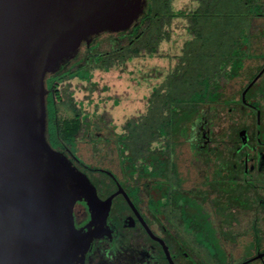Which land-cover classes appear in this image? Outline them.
Here are the masks:
<instances>
[{
  "label": "trees",
  "instance_id": "1",
  "mask_svg": "<svg viewBox=\"0 0 264 264\" xmlns=\"http://www.w3.org/2000/svg\"><path fill=\"white\" fill-rule=\"evenodd\" d=\"M145 1L142 14L128 30L94 37L45 79L47 140L53 145L49 144L68 153L73 165L88 175L99 168L116 172L139 199L148 177L153 178L154 187L162 188L158 184L162 170L170 165L177 172L186 164L181 158L193 122L202 113L211 115L210 105L234 98L246 80L249 62L264 52V23H257L258 18L264 20V0H189L181 9L173 7L174 0ZM176 29L185 37L170 72L163 75L157 65L148 69L150 61L165 56L164 43L181 38ZM94 73L102 77L115 74L119 82L112 86L137 89L142 101L148 95L146 115L135 114L137 108H126L129 103L118 91L105 100L100 95L93 99L88 93L82 100L76 99L83 86L97 88L99 83L92 82ZM150 77H160L161 84L150 83ZM101 89L108 90L106 86ZM65 103L73 116L61 119L58 108ZM115 107L123 108L124 113L116 117ZM150 113L157 117L148 121ZM185 192L177 191V205L193 215L196 202ZM202 237L217 246L218 238ZM222 254L215 247L214 256ZM181 257L188 264H204L194 252L184 250Z\"/></svg>",
  "mask_w": 264,
  "mask_h": 264
},
{
  "label": "water",
  "instance_id": "2",
  "mask_svg": "<svg viewBox=\"0 0 264 264\" xmlns=\"http://www.w3.org/2000/svg\"><path fill=\"white\" fill-rule=\"evenodd\" d=\"M145 4L0 0V264H82L93 240L110 234L118 193L101 200L50 146L45 79L94 37L128 30ZM79 206L88 211L82 222Z\"/></svg>",
  "mask_w": 264,
  "mask_h": 264
},
{
  "label": "flooded vegetation",
  "instance_id": "3",
  "mask_svg": "<svg viewBox=\"0 0 264 264\" xmlns=\"http://www.w3.org/2000/svg\"><path fill=\"white\" fill-rule=\"evenodd\" d=\"M263 75L264 62L254 83L237 89L234 98L210 105L211 115L202 113L193 122L181 158L186 164L179 174L170 165L162 170L158 184L163 189L148 177L142 199L116 172H93L92 177L110 180L106 193L74 165L101 200L118 193L106 221L110 234L93 240L82 264H169L164 247L173 264H188L181 257L184 250L208 259L216 246L198 243V233L219 239L217 247L228 264H264V93H249ZM184 190L196 202L193 215L177 205V191ZM76 213L80 222L88 216L83 206ZM204 220L207 224L199 223Z\"/></svg>",
  "mask_w": 264,
  "mask_h": 264
},
{
  "label": "rangeland",
  "instance_id": "4",
  "mask_svg": "<svg viewBox=\"0 0 264 264\" xmlns=\"http://www.w3.org/2000/svg\"><path fill=\"white\" fill-rule=\"evenodd\" d=\"M188 2H189V0H174L173 1V7L175 9H181ZM257 23H264V20L262 18H258ZM175 31H176V34L179 35L178 37H181V38L177 42L173 40L174 38H172L171 41L173 43L172 42L164 43L161 48H162V52L165 56L159 60L150 61L148 63V69H151L153 67V65H157V67H159L161 69V72L163 75L164 74L166 75L170 72V69H171L173 62H174V56L181 54V47L183 46L184 37H185L182 35V31H180L179 29H176ZM255 56H257V58L256 59L252 58V61L249 62V67H248L247 73L245 75L246 80H244L242 83L243 87H245L250 81H252L254 79L255 74L257 73L258 69L261 67L262 63L264 62V52L262 54L260 53V55L257 54ZM127 78L132 79L133 77H131V78L127 77ZM160 79H161L160 77L155 78V79H152V77H150V83L156 82V83H158V85H160L162 82V80H160ZM115 81H118V79L116 78V75L113 73L109 74V76L106 75L104 77H102L99 74L94 73V77L92 79V82L99 83L97 88H92L89 86H83L82 88H80L81 90H78V94L76 95V99L82 100L83 97L85 95H87L86 93H88L91 95V98H93V99H98L101 96L103 98V100H105V99H107L106 95H108V94L114 95L112 93H116L115 91H118L117 92L118 95L125 102L129 103L126 105V108L127 107L128 108H137L136 109L137 111L135 112V114L138 111H141L142 113H144L143 115H146L148 110L145 107L146 106L145 104H146V102L147 103L149 102V100H148L149 96L148 95L146 96V101L145 100L142 101L143 100V99H141L142 94L140 93L139 90L131 89V88H127L126 90H122L123 86H120V85H119L120 87L118 86L119 88L116 89L115 86L114 85L112 86V84H111L112 82H115ZM72 84L75 85L76 82L72 81ZM126 84L127 85L129 84L128 81L126 82ZM105 86L108 89L106 92H104L103 89H101L102 87H105ZM128 86H130V85H128ZM243 87H242V89H243ZM109 89H111V91ZM251 89L252 90L249 93H252V94L255 93L256 96L262 95L264 93L263 92L264 91L263 90L264 89V75L259 79V81H257V83ZM253 89H255V90H253ZM138 99L140 100V102H138ZM259 99H263V98L259 96ZM147 106H148V104H147ZM117 108L118 107L114 108L113 114H115L116 117H119L120 114L124 113V110H123V108H120V107L118 109ZM157 108H158V110H161L160 106ZM58 115L61 119H67V118H71L73 116L72 112L68 108L67 103H65L63 105H59ZM147 115H149L148 121L153 120V119H155V117H157V113H150ZM262 121H264L263 117H262ZM117 123H119V122L117 121ZM49 143H51L53 145V142L50 140H49ZM85 159H87L86 155H85ZM89 177L94 179L95 184L99 190L104 189L106 187L109 188V185H108L109 181L107 180V178L99 177V176L94 178V177H92V175L91 176L89 175ZM185 178L186 177L183 178V181H186ZM194 239L198 243H202L206 246L209 245V241H207L206 239H203V237L200 233L195 234ZM216 248H217V246H216ZM218 250H220V249L218 248ZM213 253H215V252H213V250L211 249V251L209 253H207V255H206V258H208V259L202 258V256H200V258L204 262L206 260H210V262L207 261L208 264H228L227 257L223 256L224 254L216 256V257H214L215 259L212 260V257H213L212 254Z\"/></svg>",
  "mask_w": 264,
  "mask_h": 264
}]
</instances>
